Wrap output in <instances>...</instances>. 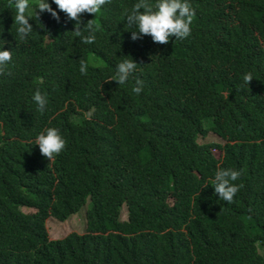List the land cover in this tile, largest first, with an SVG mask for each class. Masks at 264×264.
Masks as SVG:
<instances>
[{"label": "trees", "instance_id": "1", "mask_svg": "<svg viewBox=\"0 0 264 264\" xmlns=\"http://www.w3.org/2000/svg\"><path fill=\"white\" fill-rule=\"evenodd\" d=\"M136 2L82 14L97 28L84 44L53 0L59 22L29 0L33 32L20 40L15 4L0 0V50L12 52V75H0V264H264V0H188L191 35L165 45L132 40ZM125 57L138 64L128 82H106ZM47 128L66 141L52 162L35 144ZM218 168L241 172L231 204L211 185ZM84 207V233L49 238L47 220Z\"/></svg>", "mask_w": 264, "mask_h": 264}, {"label": "clouds", "instance_id": "2", "mask_svg": "<svg viewBox=\"0 0 264 264\" xmlns=\"http://www.w3.org/2000/svg\"><path fill=\"white\" fill-rule=\"evenodd\" d=\"M111 2L112 0H53V3L60 12L65 13L69 20L76 22L75 30L71 33L76 37H80L84 44H92L95 42L97 28L94 23L95 19L89 20L85 25L81 19V15L87 13L95 16L100 12L103 6ZM12 3L15 4L16 9L14 25L17 26V35L20 40H25L33 32V26L29 22L31 18L25 15L26 9L29 7V0H9V6H11ZM36 8L38 9V19L39 13L47 12L59 22V14L57 11L53 10L48 0H36ZM194 16L195 10L188 0H155V3H152L151 0H138L131 11L126 15V26L134 29L131 31V38L133 41L142 39L145 36H150L154 43L165 45L170 42V38L172 37H175L176 40H183L189 37L191 35L190 26ZM84 32H87L88 35H84ZM11 61L12 52L0 50V75H12L8 70ZM137 65L138 64L132 58H123L117 64L116 75L106 82L116 81L119 85H124L136 71ZM87 68V63L81 59V74L86 75ZM242 79L245 84L249 85L253 81L252 73H246ZM132 90L134 93L140 94L143 90V81L137 79L136 86ZM33 100L38 106V110L43 113L48 103L47 95H42L41 92L37 90L33 96ZM35 144L39 146L41 154L51 162L66 147V141L62 138L57 128L45 129L37 136ZM240 177V171L231 168L217 169L214 179L211 180V185L214 187L215 193L218 194L220 200L229 204L234 202V197L239 192L240 187H242V185H237L234 182ZM82 211L85 217V207L82 208ZM76 214L77 213L70 216ZM70 216L63 222L57 220L56 222L64 223ZM50 219L52 220V218Z\"/></svg>", "mask_w": 264, "mask_h": 264}, {"label": "rangeland", "instance_id": "3", "mask_svg": "<svg viewBox=\"0 0 264 264\" xmlns=\"http://www.w3.org/2000/svg\"><path fill=\"white\" fill-rule=\"evenodd\" d=\"M75 22V21H73ZM213 139H216L217 142L222 143L215 136H212ZM126 218V212L123 210L121 212V219ZM48 230V235L50 239H59L63 238L71 232L84 233L85 231V217L83 211L81 210L76 215L70 216V218L64 223H57L55 219L48 220L46 223ZM260 254L264 255V246H258Z\"/></svg>", "mask_w": 264, "mask_h": 264}]
</instances>
